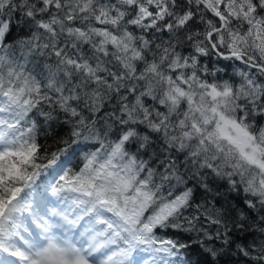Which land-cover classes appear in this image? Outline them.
<instances>
[{
    "label": "snow or ice",
    "instance_id": "6c2138e0",
    "mask_svg": "<svg viewBox=\"0 0 264 264\" xmlns=\"http://www.w3.org/2000/svg\"><path fill=\"white\" fill-rule=\"evenodd\" d=\"M0 264H264V0H0Z\"/></svg>",
    "mask_w": 264,
    "mask_h": 264
},
{
    "label": "trees",
    "instance_id": "16d2710c",
    "mask_svg": "<svg viewBox=\"0 0 264 264\" xmlns=\"http://www.w3.org/2000/svg\"><path fill=\"white\" fill-rule=\"evenodd\" d=\"M54 129H55V131H57V132H61V129L59 128V126L58 125H54ZM61 134H64L63 132H61ZM41 142L42 143H44L45 145H53L54 146V140L50 137V138H48V139H44L43 137H41ZM77 162L74 160L73 161V164H76ZM194 259H195V257H194Z\"/></svg>",
    "mask_w": 264,
    "mask_h": 264
}]
</instances>
